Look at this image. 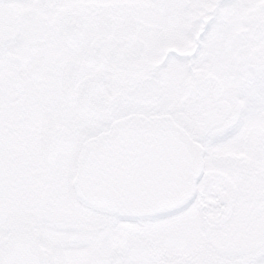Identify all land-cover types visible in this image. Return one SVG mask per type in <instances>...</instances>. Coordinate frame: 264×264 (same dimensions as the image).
<instances>
[{
    "label": "snow or ice",
    "instance_id": "1",
    "mask_svg": "<svg viewBox=\"0 0 264 264\" xmlns=\"http://www.w3.org/2000/svg\"><path fill=\"white\" fill-rule=\"evenodd\" d=\"M0 264H264V0H0Z\"/></svg>",
    "mask_w": 264,
    "mask_h": 264
}]
</instances>
